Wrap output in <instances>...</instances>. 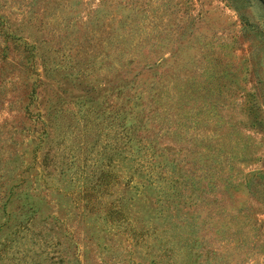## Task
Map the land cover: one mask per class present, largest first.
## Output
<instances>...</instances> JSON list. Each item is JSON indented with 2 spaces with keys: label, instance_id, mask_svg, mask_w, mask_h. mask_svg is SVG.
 I'll return each instance as SVG.
<instances>
[{
  "label": "rangeland",
  "instance_id": "obj_1",
  "mask_svg": "<svg viewBox=\"0 0 264 264\" xmlns=\"http://www.w3.org/2000/svg\"><path fill=\"white\" fill-rule=\"evenodd\" d=\"M0 264H264V0H0Z\"/></svg>",
  "mask_w": 264,
  "mask_h": 264
}]
</instances>
